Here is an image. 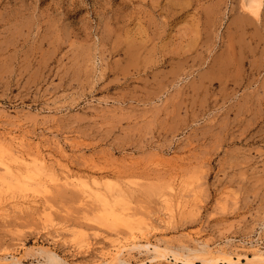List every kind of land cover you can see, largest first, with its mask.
Here are the masks:
<instances>
[{
  "label": "rangeland",
  "instance_id": "obj_1",
  "mask_svg": "<svg viewBox=\"0 0 264 264\" xmlns=\"http://www.w3.org/2000/svg\"><path fill=\"white\" fill-rule=\"evenodd\" d=\"M0 155V264H264V0H0Z\"/></svg>",
  "mask_w": 264,
  "mask_h": 264
},
{
  "label": "bare ground",
  "instance_id": "obj_2",
  "mask_svg": "<svg viewBox=\"0 0 264 264\" xmlns=\"http://www.w3.org/2000/svg\"><path fill=\"white\" fill-rule=\"evenodd\" d=\"M260 7H261V0H243V10L245 11V13L248 12L251 15H255L257 17L258 13L260 11ZM1 151H3V149ZM3 153H1L2 156L5 155ZM1 164H2V167H4V170H5L6 174L8 175V177L7 178L6 177L0 178V186L3 187L4 185H6L7 191L13 192V193H15V191H20V192H24V193H36L35 183L37 182L36 178H37V174H39L38 171H32L27 177H23V180L21 181L22 178L17 177V175L13 172V167L11 166L12 165L11 163L5 162V163H1ZM103 203H105V202H103ZM109 217L114 218L115 216L110 214ZM113 220L115 222H117L118 219L114 218ZM157 251H158V249H156V252ZM109 256H111V255H109ZM255 258L256 259H264V256L260 253V254L256 255ZM107 262H109V261H106V264H108ZM9 264H20V263L19 262H11Z\"/></svg>",
  "mask_w": 264,
  "mask_h": 264
}]
</instances>
